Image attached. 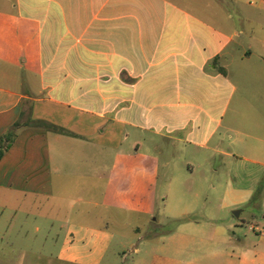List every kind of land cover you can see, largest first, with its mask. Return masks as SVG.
I'll return each instance as SVG.
<instances>
[{"label": "crops", "instance_id": "0c3cea01", "mask_svg": "<svg viewBox=\"0 0 264 264\" xmlns=\"http://www.w3.org/2000/svg\"><path fill=\"white\" fill-rule=\"evenodd\" d=\"M237 68L259 78L256 95L233 80ZM29 118L69 134L23 126L0 160V224L10 213L6 232L14 222L22 240L105 234L88 207L59 215L42 203L62 212L75 198L106 209L112 200L128 214L151 212L148 200L199 198L203 154L233 160L223 194L221 181L198 182L224 208L264 209V191L253 201L264 178V0H0V139ZM220 218L205 215L227 247L212 257L264 264V233L238 236ZM183 220L180 247L210 243Z\"/></svg>", "mask_w": 264, "mask_h": 264}, {"label": "rangeland", "instance_id": "374dc122", "mask_svg": "<svg viewBox=\"0 0 264 264\" xmlns=\"http://www.w3.org/2000/svg\"><path fill=\"white\" fill-rule=\"evenodd\" d=\"M256 50L258 49L255 47L254 51ZM250 63L259 65L260 61L254 57ZM236 71L237 77H233V80L240 82L241 87L239 88L246 91L249 96L256 95L258 89L256 81L259 78L252 75L251 71L248 72V69L243 72L242 68L239 73L237 68ZM228 119L230 120V114ZM234 138L236 140L237 137ZM222 148L228 150V144L226 143ZM192 154L201 155L199 151ZM202 157L208 158L210 166L195 168L193 178L197 183L194 187L202 193L199 198L189 197L181 203L177 200L166 201L162 198L148 200L144 202L151 205V212L138 211L128 214L115 209L112 206V200L105 201L110 206L109 209L95 208L94 205L85 206L80 204L77 198L65 201V204L61 206L62 212H59L58 207H54L53 204L42 203L40 205L41 209L46 208L53 213L55 210L59 215L63 214V210L88 207L92 211L91 214H97V228L105 232L101 240L98 238L97 242L95 239L84 241L77 235L74 228L67 232L55 233L56 238L54 239L60 236L59 244L53 240L46 242L47 239L36 235L29 241L22 240L16 232H12L14 222L10 231L6 232L13 218L10 213H7L8 215L0 224V264H157L160 257L170 259L171 261L167 264H228L222 254L214 257L211 255L215 252L223 253L227 247L223 245L222 237L215 236L217 229L214 224H219V221L209 223L205 221V215L214 214L221 217V224L236 225L237 230L235 231L238 236L239 232L243 231L248 236L256 237L259 231L264 233V209L261 205L252 207L250 204L236 208H224L222 197L212 196L209 186L214 181L218 184L221 181L224 187L219 189V193H224L226 182L230 179L233 169L231 165L233 160L222 155L211 157L203 154ZM182 168L186 170L187 167ZM213 170H218L219 173L215 174ZM171 174L175 175L174 171L171 170ZM171 174L169 175L172 176ZM204 177H208L210 183L204 185L198 183ZM157 180H160L158 186L160 188L163 185L162 178L157 177ZM262 189L264 191V178ZM253 201L257 203L259 200ZM240 210L241 215L237 218L234 212ZM184 212L190 215L183 217ZM67 216L64 215L60 221L65 222ZM53 218L58 219L60 216L57 214L56 217H51ZM70 218L75 225L83 224L77 220L76 216ZM184 218L197 222L195 226H192L196 227L197 231H187V234L197 241L208 240L210 243L180 247L176 241L180 239L178 238L180 233L177 231L184 222ZM40 226L46 229L47 223L43 222ZM252 227L258 228L257 233ZM46 234L43 233V235Z\"/></svg>", "mask_w": 264, "mask_h": 264}, {"label": "trees", "instance_id": "16d2710c", "mask_svg": "<svg viewBox=\"0 0 264 264\" xmlns=\"http://www.w3.org/2000/svg\"><path fill=\"white\" fill-rule=\"evenodd\" d=\"M31 125L44 128L46 130L54 131L57 133H61V134H69L67 131L57 126L51 125L47 122H44V121H34L31 118H29V120L26 123L18 122L7 132V134H5L0 139V160L3 158L5 153L10 149V147L14 143L17 137V134H18V130L22 128L23 126H31ZM262 190L263 189H262V182H261L255 194V200H257L256 195L260 194Z\"/></svg>", "mask_w": 264, "mask_h": 264}, {"label": "water", "instance_id": "95a60500", "mask_svg": "<svg viewBox=\"0 0 264 264\" xmlns=\"http://www.w3.org/2000/svg\"><path fill=\"white\" fill-rule=\"evenodd\" d=\"M234 215H235L237 218H239L240 215H241V210H240V211H235V212H234Z\"/></svg>", "mask_w": 264, "mask_h": 264}]
</instances>
